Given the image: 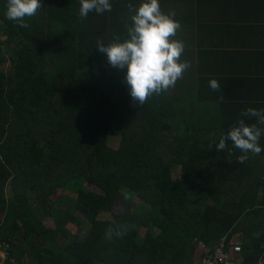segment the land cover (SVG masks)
<instances>
[{
  "label": "trees",
  "instance_id": "16d2710c",
  "mask_svg": "<svg viewBox=\"0 0 264 264\" xmlns=\"http://www.w3.org/2000/svg\"><path fill=\"white\" fill-rule=\"evenodd\" d=\"M237 1L159 0L176 12L174 39L184 42L181 61L191 67L141 106L124 82L126 69L95 48L98 39L127 38L135 14L127 5L141 0H110L111 11L83 19L80 0H41L27 28L6 18L7 0H0V252L7 264H198L202 245L221 243L231 264H260L264 151L240 162L244 153L231 142V152L215 147L238 120L256 123L242 112L264 109V66L251 72L252 52L235 62L218 47L230 31L218 28L244 25ZM212 79L220 91L210 88ZM117 201L122 211L114 210ZM74 212L90 221L88 230L69 229L80 223ZM122 225L131 226L125 235L106 237ZM236 235L242 250L234 253Z\"/></svg>",
  "mask_w": 264,
  "mask_h": 264
},
{
  "label": "clouds",
  "instance_id": "9594fccd",
  "mask_svg": "<svg viewBox=\"0 0 264 264\" xmlns=\"http://www.w3.org/2000/svg\"><path fill=\"white\" fill-rule=\"evenodd\" d=\"M41 7V0H7L5 15L20 27L27 28L29 25L25 18L35 16ZM111 7L110 0H80L79 16L86 18L92 11L102 14L111 11ZM127 7L130 12H135L130 17L132 24L127 27V38L120 42V37H115L108 43L98 39L95 48L106 54L110 66L126 69L124 82L128 85L130 96L142 106L153 94L159 95L174 87L191 64L187 60L181 61L185 44L174 39L181 29L174 10L162 11L159 0H141L135 9L131 3ZM209 86L213 91H220L221 88L220 82L215 79L209 81ZM241 115L255 117L256 123L246 124L243 119L238 120L226 135L220 137L215 147L217 151L227 149L231 152L228 147L231 142L232 147L244 153L238 158L244 162L248 153L259 155L264 151L259 145V139L264 134V109L248 108ZM130 228V225L109 228L106 237H122Z\"/></svg>",
  "mask_w": 264,
  "mask_h": 264
},
{
  "label": "crops",
  "instance_id": "0c3cea01",
  "mask_svg": "<svg viewBox=\"0 0 264 264\" xmlns=\"http://www.w3.org/2000/svg\"><path fill=\"white\" fill-rule=\"evenodd\" d=\"M230 4L232 5V3ZM230 4H227L229 8ZM234 5L243 14L244 25L242 26L245 28L235 27L231 23H224L223 27L218 28V32L223 29H230V31L224 40L217 42L218 47L222 50L230 49L228 51L232 55L229 56V59L232 60L233 58V60H236L235 62L241 60L244 62L248 59L249 53L252 52V59L248 60L254 65L249 70L255 72L254 69L259 70L261 66H264V33H262V31L264 32V0H238ZM228 12L232 11L229 10ZM205 246L208 249L212 248L208 244ZM207 248H202L204 253L208 250Z\"/></svg>",
  "mask_w": 264,
  "mask_h": 264
},
{
  "label": "rangeland",
  "instance_id": "374dc122",
  "mask_svg": "<svg viewBox=\"0 0 264 264\" xmlns=\"http://www.w3.org/2000/svg\"><path fill=\"white\" fill-rule=\"evenodd\" d=\"M160 6H161V10L164 11V12H168L170 7L168 4H164V3H160ZM4 29L3 28H0V36H1V40L4 41L6 39V35L4 33ZM118 141L119 139L116 137L114 138L111 143L113 146H117L118 145ZM179 173L178 170L175 171V174L174 175H177ZM88 188L92 189V190H98L100 191V189H97V187H95L94 185H90L88 184L87 185ZM8 194H10V190H8ZM62 194H63V191H58L53 197H54V200L57 201V202H61L62 201ZM123 205L120 201H117L116 204L114 205V210L115 211H122L123 210ZM75 215L78 217V221L80 223L78 224H70L69 225V229L72 231V232H77V231H80V230H88L89 226H90V221L88 219H86L82 214L80 213H77V212H74ZM108 215H110V213H102V216H105V217H108ZM0 220H1V215H0ZM44 223L47 227H54L55 224H54V221L51 219V218H45L44 219ZM146 230L147 228H141L140 229V232L137 236V240H138V245H139V248L140 246L142 245L143 243V240H144V237L146 235ZM233 241L234 242H238L239 243V237L238 235H236L234 238H233ZM202 248L205 247L207 248V246L205 245H202L201 246ZM203 253L199 254V256H201ZM262 261V262H261ZM261 261L260 263L261 264H264V257L261 258ZM231 264V263H229Z\"/></svg>",
  "mask_w": 264,
  "mask_h": 264
},
{
  "label": "built area",
  "instance_id": "2783aa9c",
  "mask_svg": "<svg viewBox=\"0 0 264 264\" xmlns=\"http://www.w3.org/2000/svg\"><path fill=\"white\" fill-rule=\"evenodd\" d=\"M230 246L233 248V252L237 253L242 250L240 243L230 241ZM208 249V248H207ZM8 254L1 250L0 252V264L8 263ZM262 262V261H261ZM231 263L230 252L223 249V244H219L211 249L206 250L202 255L198 264H229ZM261 264V263H260Z\"/></svg>",
  "mask_w": 264,
  "mask_h": 264
}]
</instances>
